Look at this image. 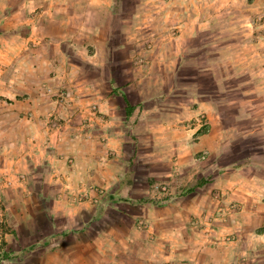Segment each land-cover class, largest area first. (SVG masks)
Returning <instances> with one entry per match:
<instances>
[{"label":"crops","instance_id":"0c3cea01","mask_svg":"<svg viewBox=\"0 0 264 264\" xmlns=\"http://www.w3.org/2000/svg\"><path fill=\"white\" fill-rule=\"evenodd\" d=\"M153 7L150 0H0V252H13L8 263L264 264L243 256V243L197 237L221 224L209 221L211 213L232 199L247 202L241 218L257 207V227L236 221V212L217 219L264 237V146L257 194L220 195L197 183L195 154L207 134L182 129L178 117L159 131L148 112L159 89L178 88L159 73H176L187 52L128 47L143 42L132 28ZM155 54L158 71L149 78L140 58Z\"/></svg>","mask_w":264,"mask_h":264},{"label":"rangeland","instance_id":"374dc122","mask_svg":"<svg viewBox=\"0 0 264 264\" xmlns=\"http://www.w3.org/2000/svg\"><path fill=\"white\" fill-rule=\"evenodd\" d=\"M150 2L154 7L145 10L143 18H140L145 24L137 23L135 25L138 27L132 28L134 34L142 32L143 42L137 44L133 39L128 47L144 50L178 49L187 54L183 56V66L176 73L170 71L166 76L159 73L160 79L179 82V86L159 89V97L150 100L156 104L152 106L154 112L148 111L151 113L147 114L151 115L150 118L155 116L159 131L166 130L161 125L175 123L178 117L183 119L180 123L185 124L182 129L199 126L196 135L207 134L195 154L199 185L209 183L212 191L220 195L232 196L237 192V197L238 194L243 197L246 191L257 194V151L264 146V0ZM159 3L170 5L161 8ZM173 4H182V7L174 9ZM173 16L177 18L175 21H172ZM159 58L156 54L146 55L142 57L143 60L140 58L147 65L143 66L142 71L150 73L149 78L154 70L158 71L156 65ZM166 59L171 64H175L172 61L176 62L173 55H166ZM65 94L69 96L68 92ZM171 106L180 109L175 113ZM91 107L97 110L96 106ZM174 140L172 137L167 138L163 145L168 149ZM152 141L149 137L145 143L150 144ZM138 155L145 157L142 152ZM172 155L168 154L167 157ZM173 157L176 159L177 155ZM227 168L234 170L232 176L230 171L222 174ZM230 180L234 183L231 184ZM165 186L163 190L167 191L169 185ZM253 202L257 204V201ZM246 203L232 199L220 204L211 213L212 219L209 221L221 224L209 225L211 228L206 229L205 234L200 232L197 237L204 242L207 240L209 244L212 242V245L221 240L243 243L244 247L240 248L243 256L264 257V248L261 247L264 237H259L257 230L227 226L230 221L226 222L228 214L236 212L239 214L236 221L239 219L246 224L249 221L257 227L256 206L254 213L244 210L243 213H248L241 218V209ZM4 208L5 201L0 198V210ZM218 212L227 214L226 219H217ZM230 216L235 218L236 215ZM139 224L145 225V222L140 221ZM213 226L216 228L213 229ZM261 227L264 229V222ZM183 239L186 243L189 236ZM185 243L182 245L186 246ZM12 253L1 251L0 264H10L8 262L14 258ZM162 264L170 263L167 261Z\"/></svg>","mask_w":264,"mask_h":264}]
</instances>
